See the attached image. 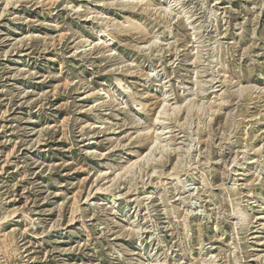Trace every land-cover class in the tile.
Masks as SVG:
<instances>
[{
	"label": "rangeland",
	"instance_id": "rangeland-1",
	"mask_svg": "<svg viewBox=\"0 0 264 264\" xmlns=\"http://www.w3.org/2000/svg\"><path fill=\"white\" fill-rule=\"evenodd\" d=\"M0 264H264V0H0Z\"/></svg>",
	"mask_w": 264,
	"mask_h": 264
},
{
	"label": "bare ground",
	"instance_id": "bare-ground-1",
	"mask_svg": "<svg viewBox=\"0 0 264 264\" xmlns=\"http://www.w3.org/2000/svg\"><path fill=\"white\" fill-rule=\"evenodd\" d=\"M149 9H153L154 8V10H156V11H161L162 13H164V14H166V15H170L171 14V11H169L168 10V8L167 7H163V6H161L160 8H158V9H156L155 7H153L154 5L153 4H151L150 2L148 3V5H146ZM160 6V5H159ZM171 8V7H170ZM186 18L189 20L191 17H189V16H186ZM190 25H192V24H190ZM194 29V34H195V36L197 37V32L195 31V28H193ZM156 44V41L155 40H153V41H150V42H148V43H146V47H148V49H151L152 48V46L153 45H155ZM236 89L237 90H235L236 92H243V91H246V90H248V89H252V87H244V86H241V85H239V84H237L236 86ZM197 96H198V93H202V92H204V88L202 87V86H200L198 89H197ZM195 92V93H196ZM222 92V91H221ZM203 94V93H202ZM192 101L193 100H189V102L187 103L188 104V109L186 108V111L187 112H190V109L191 108H193L192 106H193V104H192ZM165 102V101H164ZM192 105V106H191ZM190 106H191V108H190ZM221 106V105H220ZM198 108H199V106H198ZM180 109H181V106H178V105H176V106H163V110L162 111H160L159 113H158V117L157 118H155V122H153L154 124L153 125H158V126H163L164 127V130L166 129V127L164 126L165 124H164V122L167 120V118L166 117H168L169 116V110H171L172 112H173V114H175L176 112H179L180 113ZM194 110V109H193ZM192 111V110H191ZM179 113H177V114H179ZM161 132H163V131H161ZM155 140H154V142H153V145H152V148H151V150L146 154V156L143 158L144 160L146 159V160H150L151 161V159H152V157L154 156V153H156L157 151L158 152H160V154H163L164 152H167V149H168V146H161V142H160V140H161V138H162V135H161V133L158 131H156L155 132ZM165 145V144H164ZM142 161V159H138L137 161H134V163L132 164V165H130V167H128L127 169H126V171L127 170H130V169H132L133 167L135 168V166H139V164H140V162ZM154 163V162H153ZM125 171V172H126ZM119 177V175L117 176V178ZM203 183V182H202ZM113 195V194H112ZM114 197V196H113ZM115 198V197H114ZM18 252V251H17Z\"/></svg>",
	"mask_w": 264,
	"mask_h": 264
}]
</instances>
